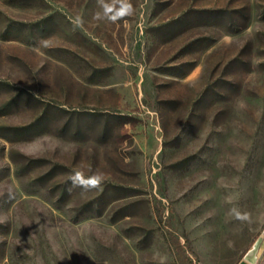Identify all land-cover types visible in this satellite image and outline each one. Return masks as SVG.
Masks as SVG:
<instances>
[{"label":"rangeland","instance_id":"374dc122","mask_svg":"<svg viewBox=\"0 0 264 264\" xmlns=\"http://www.w3.org/2000/svg\"><path fill=\"white\" fill-rule=\"evenodd\" d=\"M128 2L0 0V264H264V0Z\"/></svg>","mask_w":264,"mask_h":264},{"label":"clouds","instance_id":"9594fccd","mask_svg":"<svg viewBox=\"0 0 264 264\" xmlns=\"http://www.w3.org/2000/svg\"><path fill=\"white\" fill-rule=\"evenodd\" d=\"M111 9L108 6H105V11H110ZM133 6L128 0H121L120 11L117 15H113L110 17L112 20H116L120 17L130 16L133 14ZM99 15V14H98ZM46 43V42H45ZM71 181V191L74 188H80L83 192H88L92 190H103V185L105 183V174L100 171L91 172L90 175H85L82 170H74L72 175L70 176ZM238 218H246L241 217L239 213H237Z\"/></svg>","mask_w":264,"mask_h":264},{"label":"water","instance_id":"95a60500","mask_svg":"<svg viewBox=\"0 0 264 264\" xmlns=\"http://www.w3.org/2000/svg\"><path fill=\"white\" fill-rule=\"evenodd\" d=\"M238 264H253L252 262H250L247 259H242Z\"/></svg>","mask_w":264,"mask_h":264}]
</instances>
